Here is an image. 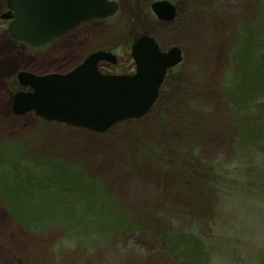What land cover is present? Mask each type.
<instances>
[{"label": "rangeland", "instance_id": "374dc122", "mask_svg": "<svg viewBox=\"0 0 264 264\" xmlns=\"http://www.w3.org/2000/svg\"><path fill=\"white\" fill-rule=\"evenodd\" d=\"M114 1L112 16L82 22L44 45L31 46L10 36L9 20L1 17L7 7L0 0V177L8 183L0 179V264H195L165 254L163 241L156 237L161 229L202 238L210 249L205 264H264V150L257 145L231 147L227 139L235 132L223 133L221 127L218 133L196 135L198 147L192 155L212 166L191 168L185 162L195 174L189 182L162 171L164 164L158 163L161 149L169 153L166 142L180 137L170 124L183 115L185 101L193 117L203 114L215 123L246 121L253 115L250 110L256 107L246 96L235 119L211 105L226 88L237 86L246 28L255 21L264 26V0H166L175 8L168 22L155 17L151 4L157 0ZM143 35L154 38L162 50L177 46L182 53L159 87V101L144 115L96 133L45 121L33 112H12L13 93L28 89L20 85V72L66 73L89 54L103 51L113 54L115 63L100 61V68L131 73V45ZM252 36L264 45L261 27ZM173 84L179 85L180 111ZM165 115L169 117L164 120ZM166 122L168 129L161 132ZM137 142L150 145V150H139ZM155 143L161 149L151 150ZM76 173L99 182L85 187L86 198L90 188L96 196L91 214L80 209L74 214V201H85L77 200ZM17 175L19 183L25 182L18 187L24 191L13 199V188L7 191L2 185L12 186ZM87 179L81 180L85 184ZM198 181L215 188L217 195L192 190ZM27 182L34 192L50 187L39 190V196L25 188ZM9 202L37 204L41 221L26 222L34 212H13Z\"/></svg>", "mask_w": 264, "mask_h": 264}, {"label": "water", "instance_id": "95a60500", "mask_svg": "<svg viewBox=\"0 0 264 264\" xmlns=\"http://www.w3.org/2000/svg\"><path fill=\"white\" fill-rule=\"evenodd\" d=\"M12 18L10 35L31 45H41L79 23L103 18L117 10L113 0H7ZM161 20L170 21L174 6L166 0L152 3ZM13 11V12H12ZM132 75H101L100 59L115 61L112 54L97 51L66 73L20 72L18 80L29 91L16 92L12 111H34L45 120L62 121L93 131H104L117 121L140 117L153 105L165 73L182 59L180 48L161 50L147 35L137 38L131 49Z\"/></svg>", "mask_w": 264, "mask_h": 264}, {"label": "trees", "instance_id": "16d2710c", "mask_svg": "<svg viewBox=\"0 0 264 264\" xmlns=\"http://www.w3.org/2000/svg\"><path fill=\"white\" fill-rule=\"evenodd\" d=\"M261 25L262 24H260L259 21H255L253 25H249L246 28V32H245L246 41L244 40L245 44L240 50L241 54H239L240 60L238 63V68H241V73L238 75V77L235 78V83H237V86L236 87L234 86V88L230 90L226 88L222 97L220 96L216 98L213 101L214 102L213 105H211V109L217 111V113L220 112L222 113L223 116L225 114L226 116L233 114L235 119L234 113L238 111V104H240L242 99L246 96L247 99H251V102L255 105L257 111L250 110L251 114L252 112H254L253 115H251L249 119H247L246 121H240V122H237V120L232 119L233 120L232 122L229 121L223 123H215L210 121L208 116L203 114H198L199 117L196 116L193 117L194 114L193 112L192 113L189 112L190 108L188 107V103L186 101L184 104L185 107H183L182 110L180 109L181 106L179 107L178 104L180 100L179 85L173 84L174 88H172L171 90L174 89V91L172 92L177 97L175 98V101L178 108L176 109L177 110L179 109V111L180 110L183 111V115L180 112L181 114L177 115L179 119L177 118L176 121L174 120L175 123H171V117L173 116L174 112H176V110H174L172 112V116L170 117L169 122L171 123L170 127H172L170 129L172 131L178 132L180 134V137L178 138V140L170 139L166 142L170 144V146H168L167 148L169 152L168 154H164L166 153V151L164 149H161V147L157 143H155L154 146L151 147V150L153 151L161 149L160 152L162 153V157L161 160L158 161V163L164 164L161 166L162 171L169 172L171 176L172 174H175L180 177L181 181L187 180V182H189L190 177L191 176L195 177V174L189 171L185 162H187V165L190 166L191 168H194L196 166H201L202 164H204V166H212V164L208 163L207 161L205 163L203 162L199 163L198 159L200 158L194 157L191 151L192 148L198 147L196 141L198 138L196 136L197 134L203 135V134H207L206 132L209 131L212 132V134L218 133L221 127L223 133H225V129L228 130L233 129V131L235 132V134L234 133L232 134V136L234 135L233 139L230 140L227 139V141L230 142L231 147L233 146L235 149H240V147H244V146L257 145L259 149L264 150V47H263L264 45L262 46V42L260 39L256 38V36L255 37L252 36L256 34V30H260V27L262 30V36H264V26ZM256 42L259 43L257 44ZM260 47H263V50ZM247 70H250V72H247ZM160 93L161 91L159 92V95ZM157 101H159V99H157ZM190 113H191V118L189 120H186V115L189 116ZM168 117L166 116L163 117L162 119L165 120L168 119ZM169 122H166L161 125L162 126V129H160L161 132H166L163 130V128L167 127L168 129ZM167 132H170V130H168ZM136 146L135 147L138 148L139 150L142 147H146L148 148V150H150V145L144 144L143 142H137ZM171 146L173 148H170ZM189 148H190V152H189ZM37 166L39 167V165ZM169 174L167 175L171 178ZM75 175L76 176H74V182H75L74 185H76V187L78 188L77 200L82 201L85 199V201L83 202V205H81L82 203L77 204L74 201V214H76V212L79 211V209L80 211L83 210L86 213L88 210H90L88 211V213L91 214L92 212H94L93 205L95 203L94 198H96V196L94 197L95 192L90 188V192L88 193V196L86 198L85 194L88 188L85 187L90 186L91 181L95 182L94 185H96V183L98 185L99 182L96 179L95 181L91 179L88 180L87 179L88 177H86L85 175L84 176L86 178H82L80 173H76ZM31 178L32 177H26V180L28 181ZM0 179L3 180V183L8 184L5 180V177H0ZM15 179L17 181L14 182L11 181L10 177L7 180L12 182L9 183L12 186L10 185H2V186L7 191L9 187H12L15 193V195H12V198L19 199L18 194L21 190L24 191L23 189L24 187L23 188H18V187L24 186L25 182L19 183L21 181L20 180L21 178L18 175L17 177H15ZM81 179H87V181H85V184L82 182ZM202 182L198 181L199 185L196 188L193 187L192 190L198 189L199 194L202 196H206L207 194L209 195V193L217 195V190L215 188L214 190H212L211 189L212 186L204 185L202 184ZM201 184L203 186L202 189H200ZM25 185H26L25 187L26 189L31 188L30 193L36 195H39L38 193L39 190L49 189L50 187V186L40 187V188L36 187L37 191L34 192L30 182H27ZM21 200H23V198H21ZM9 203L11 204L13 202H9ZM38 203L39 201H37V204ZM37 204L36 205L32 204L30 206H20L16 203H13V205H11L12 206L11 208L14 210L13 212L18 211L17 213L20 212L21 214H24L26 210L28 212H32V213L34 212L35 214L33 213V215L29 216L26 219V222L33 224V221H38V220L41 221L40 219L41 216L39 215L43 213L37 210L40 209ZM93 216L96 218V211ZM114 220L117 222L118 221L121 222L120 219H114ZM126 225H128V223H126ZM131 228L132 227L130 226L129 229ZM166 230L167 229H161L159 230V232L157 231L156 233L157 239H161L163 241L165 254L178 255L180 258L190 260L195 264H205V262L209 260L210 249L207 248L202 238L199 237L198 239L193 234H190L188 232L178 233L180 231H178L177 229H170L167 231ZM166 241L168 243L167 247H166Z\"/></svg>", "mask_w": 264, "mask_h": 264}, {"label": "bare ground", "instance_id": "6f19581e", "mask_svg": "<svg viewBox=\"0 0 264 264\" xmlns=\"http://www.w3.org/2000/svg\"><path fill=\"white\" fill-rule=\"evenodd\" d=\"M5 4H6V0H4ZM13 96H14V93H13ZM12 100H13V97L11 98V103H12Z\"/></svg>", "mask_w": 264, "mask_h": 264}]
</instances>
